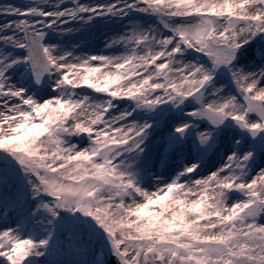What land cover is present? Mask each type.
Here are the masks:
<instances>
[{
	"label": "snow or ice",
	"instance_id": "6c2138e0",
	"mask_svg": "<svg viewBox=\"0 0 264 264\" xmlns=\"http://www.w3.org/2000/svg\"><path fill=\"white\" fill-rule=\"evenodd\" d=\"M264 264V0H0V264Z\"/></svg>",
	"mask_w": 264,
	"mask_h": 264
},
{
	"label": "water",
	"instance_id": "95a60500",
	"mask_svg": "<svg viewBox=\"0 0 264 264\" xmlns=\"http://www.w3.org/2000/svg\"><path fill=\"white\" fill-rule=\"evenodd\" d=\"M115 259H112V264H115V261H114Z\"/></svg>",
	"mask_w": 264,
	"mask_h": 264
},
{
	"label": "bare ground",
	"instance_id": "6f19581e",
	"mask_svg": "<svg viewBox=\"0 0 264 264\" xmlns=\"http://www.w3.org/2000/svg\"><path fill=\"white\" fill-rule=\"evenodd\" d=\"M112 259H115L114 257ZM115 261V260H114Z\"/></svg>",
	"mask_w": 264,
	"mask_h": 264
}]
</instances>
